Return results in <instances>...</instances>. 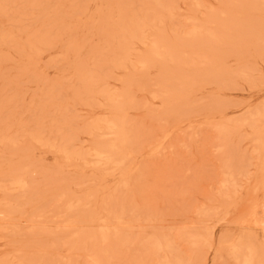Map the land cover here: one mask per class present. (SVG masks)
I'll list each match as a JSON object with an SVG mask.
<instances>
[{"label": "rangeland", "instance_id": "rangeland-1", "mask_svg": "<svg viewBox=\"0 0 264 264\" xmlns=\"http://www.w3.org/2000/svg\"><path fill=\"white\" fill-rule=\"evenodd\" d=\"M263 170L264 0H0V264H264Z\"/></svg>", "mask_w": 264, "mask_h": 264}, {"label": "bare ground", "instance_id": "bare-ground-1", "mask_svg": "<svg viewBox=\"0 0 264 264\" xmlns=\"http://www.w3.org/2000/svg\"><path fill=\"white\" fill-rule=\"evenodd\" d=\"M79 29V28H78ZM196 29V28H195ZM191 33V32H190ZM146 41H148V40H146ZM144 42V41H143ZM141 44H142V42H141ZM145 44V43H144ZM76 46V45H75ZM78 77H79V75H78ZM73 83V82H72ZM31 119V118H30ZM69 155V154H68ZM68 157V156H67ZM85 161V160H84ZM264 171V170H263ZM264 178V177H263ZM235 249V248H234ZM240 249V248H239ZM239 261V260H238ZM248 262H249V260H248ZM246 263V262H245Z\"/></svg>", "mask_w": 264, "mask_h": 264}]
</instances>
